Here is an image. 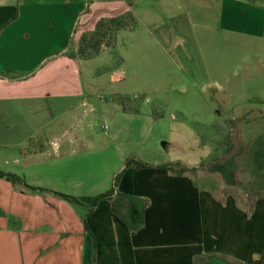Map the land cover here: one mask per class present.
I'll use <instances>...</instances> for the list:
<instances>
[{
	"label": "crops",
	"instance_id": "1",
	"mask_svg": "<svg viewBox=\"0 0 264 264\" xmlns=\"http://www.w3.org/2000/svg\"><path fill=\"white\" fill-rule=\"evenodd\" d=\"M117 1L0 0V164L8 166L9 160L23 156L22 150L28 147L35 156L37 150L45 152L51 147L62 161L63 144L83 145V137L77 133L83 119L76 112L86 102L87 90L81 84L85 60L71 57L74 53L70 52L85 31H93L94 5L104 4L106 15L100 20L111 19L115 18L110 11ZM143 3L128 5L133 12L126 11L133 18L131 31L136 29V10ZM160 3L169 14H177L169 24L159 22L149 30L156 45L165 51H172L183 36L184 8L197 26L208 27L213 19L222 24L223 15L216 14L220 6H214V0ZM78 24L86 26L77 30ZM261 26L264 34V20ZM71 99L78 103L71 107ZM104 104L112 112L107 100ZM112 105L116 107V103ZM114 111L127 115L120 105ZM247 118L234 115V121ZM199 120L197 123H203ZM176 130L188 133L180 127ZM42 132L46 143L31 149L28 144L40 139ZM263 152L264 148L262 158ZM175 162L187 164L182 159L170 161ZM258 173L262 175L260 170ZM73 182L76 188L82 187L81 181ZM28 186L46 191H32L0 179V264H205L203 259L208 257L223 258L230 264H264V192L254 199L241 196L237 200L231 195L216 198L195 187L186 176L157 167L127 169L117 193L133 199L141 212V225L131 228L127 209L120 217L112 212L109 201L89 210L68 203L58 194L92 196L45 185Z\"/></svg>",
	"mask_w": 264,
	"mask_h": 264
},
{
	"label": "rangeland",
	"instance_id": "2",
	"mask_svg": "<svg viewBox=\"0 0 264 264\" xmlns=\"http://www.w3.org/2000/svg\"><path fill=\"white\" fill-rule=\"evenodd\" d=\"M135 1L145 2L136 10V29L131 31L133 24L106 29L101 47L82 62L81 84L87 95L76 112L83 119L77 129L82 148L69 147L65 140L59 161L51 147L45 152L38 148L46 143L42 132L28 144L40 149L36 156L28 147L17 162L1 163L0 169L22 177L27 185L94 197L111 190L115 172L127 160L164 165L182 159L198 168L190 179L202 192L216 198L254 199L264 192L259 187L264 173H258L254 162L264 148V0H214L222 24L213 19L208 27L197 26L184 8L183 36L172 51L156 45L149 33L159 22L169 24L177 16L169 14L161 0H118L110 15L132 12L128 5ZM103 7L92 9L93 31L98 23L94 22L106 15ZM83 9L88 7L84 4ZM83 26L78 24L77 30ZM78 46L70 53L77 54ZM115 99L130 105L127 115L114 111L119 105L126 109ZM77 103L71 99L70 106ZM235 113L248 118L234 121ZM55 175L62 178L56 180ZM73 180L81 181L82 187L76 188Z\"/></svg>",
	"mask_w": 264,
	"mask_h": 264
},
{
	"label": "trees",
	"instance_id": "3",
	"mask_svg": "<svg viewBox=\"0 0 264 264\" xmlns=\"http://www.w3.org/2000/svg\"><path fill=\"white\" fill-rule=\"evenodd\" d=\"M125 24H133V18L130 13H124L118 17L111 18V19L100 20L97 23L94 31L88 34H83L81 36L79 40L77 54H72L70 56L76 57L80 60H88L92 58V56L89 55V53L91 51H96V49L98 50L99 47H101L102 40L107 35L106 29L108 30H113L117 28L121 29ZM131 28L133 29V25ZM106 47H109V44ZM115 101L120 104L123 103L122 105L123 106L125 105L124 108H126L124 109L125 111L131 110L129 108L130 105L126 106V103L124 102L121 103L120 101H117V99H115ZM263 160H264V152H263V159L261 157V153H257L254 158V162L256 165L255 168H258V170L264 173V161ZM155 167L164 169L175 176H180V177L186 176L189 178L195 175L196 171L198 170V168L187 166L186 164L182 162L168 163V164L159 165V166H151L149 164H145L143 162L132 159V160L126 161L124 171H126L127 169H147V168H155ZM123 172L115 176L113 187L111 188V190L107 191L106 193H102L94 197H82V198H76V197L66 195V194H58V195L61 196L65 201H67L68 203L72 205L85 206L89 210L95 209L97 205H99V203H101L102 201H109L111 202V205H112V212L116 215H119L120 217H122L121 216L122 210L127 209L129 213V217L131 219L130 227L138 228L141 225L142 220H141V212L139 211L137 204L134 202L133 199L127 198L126 196L121 195L120 193H117L120 179H121V176L123 175ZM262 177L264 179V174ZM0 179H4L13 184L24 185L30 188L32 191H46L40 188L29 187L22 177L15 175L13 173H10V172L0 171ZM2 215L3 214L0 211V216ZM10 222L14 223L15 219L11 218ZM86 231L89 234H91L88 225H86ZM93 240L95 242L94 237H93ZM203 262L205 264H230L228 261L224 260L223 258H216V257L204 258Z\"/></svg>",
	"mask_w": 264,
	"mask_h": 264
}]
</instances>
